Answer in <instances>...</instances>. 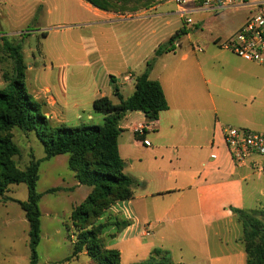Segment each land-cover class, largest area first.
<instances>
[{
  "label": "crops",
  "instance_id": "1",
  "mask_svg": "<svg viewBox=\"0 0 264 264\" xmlns=\"http://www.w3.org/2000/svg\"><path fill=\"white\" fill-rule=\"evenodd\" d=\"M81 1L104 26L143 21L150 14L144 15V10L136 14L105 12ZM189 36L190 32L184 37ZM228 38H215L216 49H202L206 59L198 61L196 68L204 79V90L192 81L187 69L163 66L157 72V65L167 53L156 57L162 43L154 48L156 58L149 77L162 85L169 109L147 129L144 139L150 142L149 146L143 145L133 130L135 125L148 122L142 112H128L120 122L118 143L125 173L138 186L133 199L117 203L106 213L129 221L122 234L106 239L109 247L126 242L142 244L144 238V261L158 249L167 252L175 264H246L243 226L234 210H261L256 205L248 208L246 184L252 176L261 179L264 172L235 166L223 130L226 126L250 129L253 125L255 112L264 99V67L222 48ZM118 59L124 61L122 55ZM188 59V54L183 55L184 62ZM135 75L140 74L130 70L122 83L111 85L119 88L132 84L134 92ZM65 81V71L60 68L52 81L47 80L35 92V100L44 105L45 116L53 124H65L69 121L67 113L71 112L73 120L80 123L102 124L104 116L94 111L93 102L102 96L117 102L114 91L108 95L98 90L87 101L76 98L71 102ZM85 112L88 117L83 121ZM125 120L129 124L123 126ZM256 160L264 165V158ZM74 186L82 187L76 178ZM255 192L263 194L257 186L251 188V196Z\"/></svg>",
  "mask_w": 264,
  "mask_h": 264
},
{
  "label": "rangeland",
  "instance_id": "2",
  "mask_svg": "<svg viewBox=\"0 0 264 264\" xmlns=\"http://www.w3.org/2000/svg\"><path fill=\"white\" fill-rule=\"evenodd\" d=\"M113 2L121 14H136L140 10H144V15L150 14L144 16L143 21L132 20L104 26L81 0H0V91L7 84L4 76L12 77L14 67L4 44L11 45L7 47L13 53L23 56L27 66L26 89L34 100L35 92L47 80L52 81L53 75L63 68L71 102L76 98L87 101L98 90L108 95L113 93L110 75L120 84L123 76L130 70L143 73L146 63L156 58L154 48L158 44L167 43L184 26V20L176 14L175 6L167 0ZM157 5L159 7L155 10L150 9ZM249 16L250 11L247 9L195 13V25L186 26L189 27L186 29L190 36L182 37L177 42L181 47L167 53L164 61L157 65L156 71L163 66H168V69H187L192 74V81L204 90L206 85L196 63L205 62L206 54L197 52L196 49H216L215 38H228ZM185 54L189 55L186 62L182 60ZM120 55L124 61L118 59ZM52 67L54 71H51ZM119 89L127 98L133 92V85L119 86ZM262 100L255 112L254 123L249 128L264 134V99ZM71 114L67 113L69 121L65 125H81V121L73 120ZM82 117L86 121L88 113H82ZM127 124L129 123L125 120L123 126ZM10 135L20 151L14 160L21 170H25L33 158H44V146L35 131L24 132L14 128ZM68 159L69 155L64 154L40 163L37 191L42 196L39 203L42 217L36 264H94L85 253L68 260L76 239L70 221L72 210L91 192L88 186L80 189L73 187L75 178L68 167ZM126 175L130 177L129 173ZM67 186L68 189L65 188ZM255 186L262 189L263 194L255 192L251 196V188ZM53 188L61 190L48 193ZM27 196V186L23 183L10 185L5 195L0 196V264H31L29 224L24 211L15 202H24ZM246 200L248 208L258 206L264 210V175L261 179L256 176L249 179L246 184ZM107 217L109 216L105 214L103 219L106 220ZM261 219L264 221V218ZM120 234L122 232H118L116 228L108 227L104 232V239H113ZM142 241V244L126 242L116 247L122 253L121 264L144 261V238Z\"/></svg>",
  "mask_w": 264,
  "mask_h": 264
},
{
  "label": "trees",
  "instance_id": "3",
  "mask_svg": "<svg viewBox=\"0 0 264 264\" xmlns=\"http://www.w3.org/2000/svg\"><path fill=\"white\" fill-rule=\"evenodd\" d=\"M84 1L105 12H118L113 0ZM188 34L184 27L176 31L167 43L158 47L156 57L175 51L176 43ZM4 46L14 67L12 77L4 76L7 84L0 91V196L5 195L10 185L23 183L27 186V200L15 202L24 211L29 224L31 264L37 263L36 249L41 240L42 214L39 203L42 196L37 191L40 163L64 154L69 155L68 167L79 185L91 188V192L72 210L70 216L76 239L68 260L85 253L94 264H121V252L107 245L104 232L108 227L121 232L129 226V221L111 217L104 220L103 217L117 203L133 199L138 186V182L125 173L126 164L120 155L118 143L122 132L120 122L128 112H142L148 122L156 121L162 112L169 109L162 85L149 77L155 58L147 62L142 74L133 77L134 92L131 96L125 98L115 85L117 102L108 96L99 97L93 102L94 111L104 116L102 124L81 123L68 127L53 124L45 116L42 110L44 105L27 92V66L23 56L13 53L8 48L11 45ZM110 80L115 83L114 76H110ZM14 128L24 132L35 131L44 146V158H33L25 170H21L14 160L20 153L10 135ZM59 190L61 188H53L48 193ZM234 213L243 226L246 264H264V221L261 219L264 218V210H234ZM133 264L175 263L167 252L157 249L147 260Z\"/></svg>",
  "mask_w": 264,
  "mask_h": 264
},
{
  "label": "built area",
  "instance_id": "4",
  "mask_svg": "<svg viewBox=\"0 0 264 264\" xmlns=\"http://www.w3.org/2000/svg\"><path fill=\"white\" fill-rule=\"evenodd\" d=\"M172 3L177 15L184 20L185 26H193V15L199 12H221L224 10L247 9L250 16L245 24L221 47L232 52L243 60L264 67V0H167ZM178 47L179 44L176 43ZM202 52V48L196 49ZM153 121L137 124L134 133L142 144L149 146L144 139L147 129ZM224 140L236 167H250L254 172H264V165L256 159L264 158V134L247 128L226 126L223 130Z\"/></svg>",
  "mask_w": 264,
  "mask_h": 264
}]
</instances>
